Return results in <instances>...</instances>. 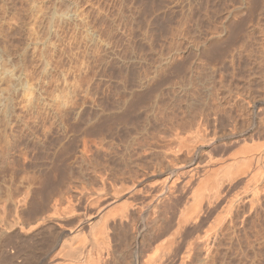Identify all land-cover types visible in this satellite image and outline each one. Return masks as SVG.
Instances as JSON below:
<instances>
[{
	"label": "rangeland",
	"instance_id": "obj_1",
	"mask_svg": "<svg viewBox=\"0 0 264 264\" xmlns=\"http://www.w3.org/2000/svg\"><path fill=\"white\" fill-rule=\"evenodd\" d=\"M262 24L264 0H0V227L7 231L0 264H59V239L72 229L88 246L89 225L112 208L109 223L120 225L116 236L124 237L117 248L127 249L117 250L129 258L136 229L116 207H128L136 220L177 176L174 196L158 203L167 212L163 228L173 224L191 198L185 184L203 177L208 161L219 166L236 152L223 150L230 141L210 142L231 124L244 123V144H262L264 158V111L255 115L245 101L244 115L239 103L220 105L212 86L222 77L256 89L262 84ZM214 30L218 40L208 59L200 44ZM146 89L145 104L129 108V98ZM250 175L229 186L241 208H235V226L215 227L209 251H201L196 264H264V179L252 182ZM67 208L77 221L66 216ZM209 210L201 213L202 232L214 226ZM57 217L68 219L58 226ZM37 221L42 226L34 230ZM107 258L108 264L121 260ZM126 260L119 263L130 264Z\"/></svg>",
	"mask_w": 264,
	"mask_h": 264
},
{
	"label": "bare ground",
	"instance_id": "obj_2",
	"mask_svg": "<svg viewBox=\"0 0 264 264\" xmlns=\"http://www.w3.org/2000/svg\"><path fill=\"white\" fill-rule=\"evenodd\" d=\"M242 19H244V18H242ZM239 24H241V23H239ZM259 29L261 30L262 28H259ZM263 32H264V30H263ZM263 32H261V33L263 34ZM259 33H260V31H259ZM208 37H209L208 40H205L204 44H200V45H202V48H204L205 56H208L207 58L209 59V56L211 55V53L213 52V50L216 48V46L214 45V41L215 40H218V33H217V31H215V30L214 31H211V33L209 34ZM259 39H257L258 40V44L261 43V42H259ZM198 41H200V40H198ZM262 41H264V37L262 38ZM196 43H200V42H196ZM196 43H194L193 45H195ZM256 44H257V42H256ZM263 44H264V42L261 45H263ZM200 45H199V47H200ZM258 46H260V45H258ZM192 47H194V46H192ZM199 47L196 44V46L194 48L198 51L199 50ZM261 47H263V46H261ZM196 50H195V54L197 55ZM260 51L262 52L261 49H260ZM200 53L201 52H199V56L203 53V50H202V53L201 54ZM201 56H202L201 58H203V54ZM214 57H219V56H217L215 54ZM210 58H213V54H212V57L210 56ZM183 65L181 64L182 67H184ZM260 80L262 82V79H260ZM243 82H244V80H243ZM187 83L188 82H186V84ZM234 83L231 80H227L226 78L223 79V77H222V79L219 80L218 83H216L215 85H212L214 87L216 86V88H213V90L214 89H216V90L215 91L212 90L214 92V94H215L214 97H216L215 99L213 98V100L215 102L218 101V103L220 105H224V106L225 105L228 106L230 104H233L236 107V105L239 103L238 106L240 107V105H241L242 114L243 115H244V101H245V104L246 105L251 106L250 108H252V110H254V112L255 111L257 112V113L255 112L256 113L255 115H257L258 113H260V111L262 113V111H264V80H263L262 84L259 83V85L260 84L261 85L258 86L257 89L256 88H253V86L251 85V82L249 83V81H248L247 84L244 83L245 86H244V84L243 85L241 84L242 82L241 83L238 82V84H236V83L234 84ZM184 84H185V82H184ZM185 85H183V88H184ZM187 85H189V84H187ZM180 87H182V85ZM150 89L153 90L154 88H151L150 87ZM155 89L153 91H156ZM185 89H187V88H185ZM187 90H185V91H187ZM147 92H148V90H147ZM213 92H212V94H213ZM148 93H146L145 91L142 92V90H141V92L138 91L137 92V95L134 94L136 97L133 96L135 98H132V96H131V98H129V100L130 99H132V100L129 103H128L129 100L126 102V103H128V107L129 108H133V107L137 106V109L140 108V107H138L137 104H140L141 103V105H142L143 102H144L143 104H145V101L144 100L147 99V96L149 97V95H151L150 93L149 94ZM151 98L152 97L150 96V100H151ZM126 103H124V106L125 107L127 106ZM218 103H217V105H218ZM231 106L232 105H230L229 107H231ZM218 109L220 111H222L220 109V107ZM234 109H236V108H233V110ZM123 111H126V110L124 109ZM121 115L122 114H119L120 117H121ZM126 115H128V112H127ZM126 115L124 114V115H122V117L124 116V119H126L127 118V117H125ZM258 115L260 116V114H258ZM116 118L119 119L118 116H116ZM109 119L110 118H108L106 120L107 123H108V120ZM124 119L122 121H124ZM102 120L104 122L105 121V118H103ZM121 120H119V121H121ZM111 121H112L111 123H113V120H111ZM103 122H101L102 125L104 123L107 124L106 122H104V123ZM109 123H110V121H109ZM249 123L251 124V122H249ZM100 125L101 124H99L98 126H100ZM199 126L201 127V125H199ZM199 126L198 125L196 126L197 127L196 130H199L200 129ZM231 126L232 127L227 130L229 133L225 134L224 136H221L223 134H221V135L218 134L219 133L218 131L215 134L213 133L214 135H212V138H211V141L210 142L213 143V144H216L217 142H220V144L218 143L219 145H221V144H224L225 145L226 144L225 143L226 141H228V142L230 141L229 144L227 143L228 145L226 144V146L224 147L223 150L226 152V151H229V150H233V149L235 150L236 149L235 150L236 152L233 153V155L231 156L230 160L227 163L221 164L219 166L216 165L217 163L215 161H210V162L208 161V166L205 167L207 171L203 170V172H205V173L204 174L202 173L203 174V177H201V178H198L197 177V181H195V182H194V179H193V181H192L193 183L192 184H190L191 181H189V179L192 176H188L190 178H187V180L185 182L188 181V183L190 185L188 186V184H185V185H187L185 187H187L188 189H189V187H191L193 190L191 191L192 192L191 198L188 197L186 199H188V200L191 199V200H190V202H188V200H186L184 202V200H183V202H184V204L182 203L183 204V207L181 205L180 208H182V209L179 208L180 213H178V215H175L176 217L174 216L175 217L174 218L175 220H173L174 221L173 224H169V222H167L169 224V226H166L165 225L166 227L163 228L162 225H164V224L161 225V222H163V221L166 222V219H167L166 214H167V212H166V214H165V211L162 212L160 210L162 207L161 208H158V203L161 202V201H163V199L164 200L166 198L168 199L172 195L174 196L173 193H176V192H174L175 191L174 189H176L175 188V185H174L175 184L174 183V179L177 176L173 179V181L170 180L171 182L168 183L167 186H165L166 184L164 185L165 186V190H164V188H162L164 190V192H162V193L160 192V194H162V196H159L158 195V198H156V200L154 199L155 197L154 198L152 197V199L155 200V202H148L149 203V205H148L149 206V209L147 211H144L143 212L141 210L143 212L141 215H140L141 212L140 213H137V214L140 215V217H139L140 219L139 218H136L137 221L139 219V222L136 223L135 222L136 221L135 220V217L126 212V208H128V207L125 206L126 204L125 205L123 204L126 207V208L124 207L125 209L122 208L123 207L122 205H121V208L120 207H116L117 209H119V210L116 209V211L119 212V213L117 212V214L118 215L120 214V219L121 220L122 219H125V221H128V222L130 221L131 223L129 222V224L132 225L131 226L132 227V230H133V228L136 229V232H135L136 235H133L134 237L131 238L132 239V242H131L130 247H129V254H130V256L127 253L128 254L127 257L129 256V258H125L128 261L130 260L129 261L130 264H196V260H198L200 258L199 257V253L202 251V256H203L204 253H206L207 251H209V249H210L209 248V241H211L209 239H210V235L213 232L216 233L215 232L216 231L215 230V227L217 228L218 225H221V224H223L226 221L230 223L231 227H233V225L236 223V221H234V218L235 219L237 218L235 216L238 215L237 213H239L240 211L237 212V209H235V208H239V207H236L235 206L236 204H234L235 203L234 202V199H233V197L229 193V192H231V190H229V189H231V188H229V186H230L231 182H234V179H236L237 177L239 178V176H240V178L242 177V179L244 180V174L247 171H250V174H251L250 175L251 176L250 177V179H251L250 181H252V182H257V180H259L261 178L264 179V160H263L264 158L262 157L263 155L260 154L261 151L259 150L261 148L262 144L258 145L259 143L257 144V142L256 143L254 142L255 145H252V143L250 145H248V143H246V145L244 144L245 143L244 141L246 140V139L244 140V127H245L244 126V123L241 124V126H237L236 124H234V125L231 124ZM254 126H255V124H254ZM100 127H96V128L98 129ZM255 127H258V126H255ZM259 128H261V127H259ZM253 130H254V128H253ZM221 142H223V143H221ZM218 147L220 148V146H218ZM192 148H194V147H192ZM192 148L191 147L188 148V149H190L189 150L190 153H191V149ZM200 148H202V147H200ZM225 149H227V150H225ZM192 151H193V149H192ZM198 151L201 152V150H198ZM191 167H192L191 169H193V166H191ZM208 167H209V169H207ZM205 168H203V169H205ZM195 170H196V168H195ZM187 171H188V169H187ZM190 172H192V171H190ZM163 180H164V178H163ZM165 180H166V178H165ZM176 180H177V178H176ZM253 185H254V183H253ZM232 186H233V183H232L231 187ZM187 188H184V189L187 190ZM256 189L254 188V194H256V192H255ZM163 190H161V191H163ZM185 190H184V192L186 193ZM188 191H187V193H191V192H188ZM252 192L253 191H251V194H252ZM153 196H155V195H153ZM187 196H190V195H187ZM253 197H252V200H253ZM250 198H251V196H250ZM184 199H185V196H184ZM115 201H117V200H115ZM148 201H150V200H148ZM112 203H114V202H112ZM169 203H170V201H169ZM169 203H167V204L169 205ZM111 206H112V204H111ZM163 206H165V204H163ZM69 208L66 209V216L68 218L70 216L74 218L75 215L73 216V209H69ZM110 208H112V207H110ZM169 208H171V207H169ZM146 209H147V206H146ZM208 209H210L209 211H212L213 212L212 214H215V215H213L214 216V226L212 227L213 230L210 229V231H212V232H209L208 230H204V231H207V232H204L203 231L204 232V234H203V232L201 230H199V229H201L200 225L202 224V222H201V213L203 214V211L204 210L206 211ZM239 209H241V208H239ZM34 210H36V209H34ZM38 210H40V209H38ZM127 211H128V209H127ZM209 211H207V213ZM103 212H102V214H100L101 212L99 213L100 214L99 215L100 217H98V219H97L98 221L96 220V223L94 222L95 224L92 223V225H89V227H88V228H90V230H89V233H90V244L88 246H85V243L84 242H86V240L83 238V236L78 235L79 233L78 234H76V232L74 233L75 230H72V229L71 230L70 229L68 230L67 229L69 231V233H71V234H69V236L67 238L66 237L64 238V236H63V238H64L63 241H61L59 239V241H58V244L59 245H58V248H57L58 251L56 250L57 253L55 252L57 258L59 260H61L59 264H108L106 258L109 257V256L111 257V254L114 255V257L116 258V260L118 258H120L121 256H123V255L120 254V253H122L120 251L122 249L124 250V248L126 249V247L124 246L121 249V247L119 246L120 251H118L117 249H119V248H117V244H116L118 239H119V241L120 240H123V239H120V237L122 235L120 237L116 236V234H117V231L116 230L119 229L121 226L118 224L119 227H117V225L115 224V226H116L115 227L114 224L111 225L109 223V220L110 219H113L114 216H115V210L112 208V210H110V211L108 210L106 212L104 210ZM54 215L57 216L56 214H54ZM59 215H61V214H59ZM64 215H65V213H64ZM206 215H205V217H206ZM208 215H209V213H208ZM58 217L56 218L57 219V222L56 223H57L58 226H62V224H64L63 221L66 222L67 219H68L66 217H63L64 219H62V218L61 219H58ZM41 218L44 219L43 217H41ZM65 218H66V221H65ZM76 218H79V217H77V215H76L75 216V219ZM80 218H81V216H80ZM171 219H172V217H171ZM42 221H41V224H42ZM49 221H51V219ZM76 221H77V219H76ZM79 221H80V219L78 220V222ZM125 221H122L120 223H123ZM45 222H46V219H45ZM47 222H48V220H47ZM88 222L89 221H87V223ZM171 223H172V221H171ZM1 224H3V223H1ZM39 224H40V222L37 221L36 225H34L35 228H34V226H32L33 229L35 230L36 229V226H38ZM43 224H44V222H43ZM45 225H46V223H45ZM125 225H127V224H125ZM3 226L0 227L2 229L0 231V239L5 238L3 236H4V234L7 233V231H6V233L3 231L5 229V228L4 229L2 228ZM47 226H46V229H47ZM50 226L48 227L49 229H50ZM52 226H53V223H52ZM32 227L30 226L31 229H32ZM38 228H39V226H38ZM53 228H55L54 230H56V231L58 230V229H56L55 226H53L52 229ZM28 230L29 231H32L30 229H28ZM54 230L53 231L50 230V231H52V237L55 238V239H58L60 237L59 236V233H58V231L56 232ZM47 231H49V230L47 229ZM118 231L120 233L121 230L119 229ZM200 231L202 232V235H200L201 234ZM25 232L28 233V231H25ZM6 240L7 239H5V241ZM2 242H4V241H2ZM124 242L125 241H121V243H124ZM124 245H126V244H124ZM121 246H122V244H121ZM2 248H3V246H2ZM18 252L20 253L21 250L20 251L18 250ZM73 253L75 254L76 257H74ZM19 255H21V254H19ZM80 255H83L82 256L83 258L81 257L79 259L78 257H80ZM208 255H209V253H208ZM124 257H126V256L124 255ZM122 258H120V259L122 261H124L125 259H122ZM206 259H208V257ZM52 260H53V258H52ZM121 260L119 262L122 263ZM201 260L203 261L202 258H201ZM193 262H195V263H193ZM118 263L116 262V264H118ZM204 263H206V261ZM126 264H128V263H126Z\"/></svg>",
	"mask_w": 264,
	"mask_h": 264
}]
</instances>
